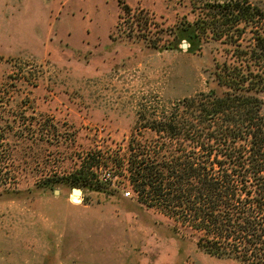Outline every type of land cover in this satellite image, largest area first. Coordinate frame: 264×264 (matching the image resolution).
I'll return each instance as SVG.
<instances>
[{"label":"rangeland","instance_id":"374dc122","mask_svg":"<svg viewBox=\"0 0 264 264\" xmlns=\"http://www.w3.org/2000/svg\"><path fill=\"white\" fill-rule=\"evenodd\" d=\"M217 1L0 0V113L27 138H13L19 183L0 185V264H237L103 181L107 167L85 188L60 180L86 153L123 154L143 99L207 89L225 52L198 27Z\"/></svg>","mask_w":264,"mask_h":264},{"label":"trees","instance_id":"16d2710c","mask_svg":"<svg viewBox=\"0 0 264 264\" xmlns=\"http://www.w3.org/2000/svg\"><path fill=\"white\" fill-rule=\"evenodd\" d=\"M198 31L225 52L214 59L207 89L143 99L123 154L86 153L60 180L85 188L94 184V167H107L113 184L128 186L205 254L264 264V2L207 3ZM11 133L12 122L0 113V185L9 189L23 172L11 169L13 138L27 139ZM60 183L51 174L44 186Z\"/></svg>","mask_w":264,"mask_h":264},{"label":"built area","instance_id":"2783aa9c","mask_svg":"<svg viewBox=\"0 0 264 264\" xmlns=\"http://www.w3.org/2000/svg\"><path fill=\"white\" fill-rule=\"evenodd\" d=\"M102 180L105 181V182H106V181H111V180H113V179H112V175H111V173H108L107 176H106V175H103ZM129 195H131L130 192L125 193V196H126V197H128Z\"/></svg>","mask_w":264,"mask_h":264},{"label":"water","instance_id":"95a60500","mask_svg":"<svg viewBox=\"0 0 264 264\" xmlns=\"http://www.w3.org/2000/svg\"><path fill=\"white\" fill-rule=\"evenodd\" d=\"M182 48H183V49H186V48H187V45H186V44H183V45H182ZM76 192L79 193L80 195L82 194V191L79 190V189H77V190H73V193H76Z\"/></svg>","mask_w":264,"mask_h":264},{"label":"bare ground","instance_id":"6f19581e","mask_svg":"<svg viewBox=\"0 0 264 264\" xmlns=\"http://www.w3.org/2000/svg\"><path fill=\"white\" fill-rule=\"evenodd\" d=\"M77 193V192H76Z\"/></svg>","mask_w":264,"mask_h":264}]
</instances>
